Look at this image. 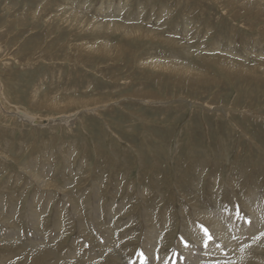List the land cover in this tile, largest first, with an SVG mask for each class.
Instances as JSON below:
<instances>
[{"label":"rangeland","instance_id":"374dc122","mask_svg":"<svg viewBox=\"0 0 264 264\" xmlns=\"http://www.w3.org/2000/svg\"><path fill=\"white\" fill-rule=\"evenodd\" d=\"M195 250L264 264V0H0V264Z\"/></svg>","mask_w":264,"mask_h":264},{"label":"bare ground","instance_id":"6f19581e","mask_svg":"<svg viewBox=\"0 0 264 264\" xmlns=\"http://www.w3.org/2000/svg\"><path fill=\"white\" fill-rule=\"evenodd\" d=\"M9 97V96H8ZM6 98V97H5ZM7 100V99H6ZM7 102H8V100H7ZM19 114H21V117L23 118V119H29L30 120V118H31V116L29 115V114H27V113H25V112H22V111H19ZM72 117V116H71ZM57 119V121H62V122H68V121H70L71 119L68 117V116H65V117H58V118H56ZM32 122H37V120H35V118H34V120H31ZM52 121V120H51ZM66 122V123H67ZM205 220V219H204ZM205 222H207L210 226H211V222L210 221H206L205 220ZM186 225V224H185ZM252 227V226H251ZM217 231V230H216ZM217 236L218 237H220L221 235H219V234H217ZM189 240V239H188ZM216 240V239H215ZM164 242V241H163ZM101 246V245H100ZM191 246V245H190ZM212 246L214 247L215 246V243L213 244L212 243ZM192 247V246H191ZM233 247V246H232ZM215 248V247H214ZM234 250H235V248H234ZM161 251V250H160ZM196 251V250H195ZM201 251V250H200ZM200 251L198 250V251H196L197 253L195 254V255H188V261H190V263L189 264H193V263H195L196 261H194L193 263H192V259H195V260H197V259H199V258H201V254H200ZM236 251V250H235ZM203 257V256H202ZM206 257V256H205ZM186 258V257H185ZM238 258V257H237ZM184 259V258H183ZM187 259V258H186ZM149 260V259H148ZM181 261V260H180ZM148 264V263H147ZM150 264V263H149ZM187 264V263H186Z\"/></svg>","mask_w":264,"mask_h":264},{"label":"snow or ice","instance_id":"6c2138e0","mask_svg":"<svg viewBox=\"0 0 264 264\" xmlns=\"http://www.w3.org/2000/svg\"><path fill=\"white\" fill-rule=\"evenodd\" d=\"M237 218L243 219V217L240 216L239 212H237ZM201 232L203 233V236L205 238V247H207L208 243L213 241V236L209 232V230L206 227H204L203 225H201ZM184 243H185V246H188L186 241ZM141 256L143 257V254H141ZM144 264H146V258H144Z\"/></svg>","mask_w":264,"mask_h":264}]
</instances>
